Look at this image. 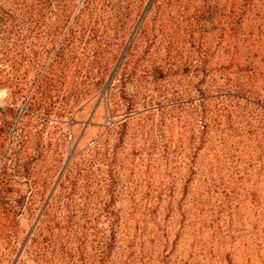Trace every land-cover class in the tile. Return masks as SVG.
I'll return each mask as SVG.
<instances>
[{
  "label": "rangeland",
  "instance_id": "rangeland-1",
  "mask_svg": "<svg viewBox=\"0 0 264 264\" xmlns=\"http://www.w3.org/2000/svg\"><path fill=\"white\" fill-rule=\"evenodd\" d=\"M0 264H264V0H0Z\"/></svg>",
  "mask_w": 264,
  "mask_h": 264
}]
</instances>
